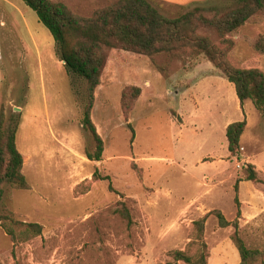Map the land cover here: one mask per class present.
<instances>
[{"label":"rangeland","instance_id":"rangeland-1","mask_svg":"<svg viewBox=\"0 0 264 264\" xmlns=\"http://www.w3.org/2000/svg\"><path fill=\"white\" fill-rule=\"evenodd\" d=\"M54 1L88 18L114 0ZM155 1L168 18L199 7L188 6L197 0ZM233 1L209 0L200 7ZM200 33L220 49L229 46L216 31ZM227 39L234 42L232 64L256 63L264 70L249 46L250 40L264 46V18ZM208 77L225 78L204 55L150 59L110 50L92 111L104 152L100 161H92L88 154L95 145L82 123L84 81L67 72L49 30L23 0H0V115L20 116L16 142L31 186L6 188L4 204L17 220L43 226L42 235L14 245L0 223V264H175V251L200 249L191 245L197 238L195 222L214 210L236 221L235 185L248 176L242 162L229 163L234 175L223 171L206 185L209 176L196 160L180 159L179 150L186 149L179 143L191 131L189 111L201 112L209 98H216L203 83ZM138 87L140 97L126 108L124 93ZM261 133L253 125L245 132L246 154L264 157V127ZM258 139L261 145H255ZM97 171L110 180L95 179ZM238 196L240 235L260 253L255 264H264V180ZM234 233L233 226L221 228L215 216L208 217L204 239L210 263L240 264Z\"/></svg>","mask_w":264,"mask_h":264},{"label":"trees","instance_id":"trees-1","mask_svg":"<svg viewBox=\"0 0 264 264\" xmlns=\"http://www.w3.org/2000/svg\"><path fill=\"white\" fill-rule=\"evenodd\" d=\"M33 10L39 21L49 30L61 62H65L68 73L84 81L85 104L83 127L92 136L95 152L89 153L92 161H100L104 152V141L92 119L96 91L102 84V77L108 64L110 50H123L139 56L155 59L160 56H178L190 52L204 55L207 60L236 87L242 103L251 101L264 115V70L261 64L237 66L229 60L234 42L228 37L238 38L244 27L257 18H264V0H235L223 7H195L187 13L168 18L155 4V0H114L98 9L91 17L76 15L61 2L54 0H23ZM202 30L216 31L220 39L228 43L227 49H220L211 38L201 34ZM249 41L253 52L264 62V46ZM236 43V42H235ZM141 89L132 88L124 93L123 104L130 108L140 97ZM20 116L12 112L6 117L0 115V223L14 245L26 243L42 235L43 226L17 220L12 210L4 204L6 188L30 190L31 186L23 173L24 160L18 149L16 137ZM247 121L231 124L227 128V139L231 158H241V138ZM132 141L135 138L132 130ZM246 181L260 182L256 167L247 164ZM95 179L110 180L95 173ZM239 182L235 185L237 219L230 222L220 210H214L195 222L197 238L191 245L200 247L197 253L175 251V264H209V252L205 243V226L209 216L218 219L221 228L233 226L232 240L240 255V264H255L259 252L248 247L241 237L238 219L241 216ZM124 215L130 221L127 210Z\"/></svg>","mask_w":264,"mask_h":264},{"label":"crops","instance_id":"crops-1","mask_svg":"<svg viewBox=\"0 0 264 264\" xmlns=\"http://www.w3.org/2000/svg\"><path fill=\"white\" fill-rule=\"evenodd\" d=\"M209 0H197L188 6H202L203 3ZM187 6V7H188ZM183 7V6H181ZM204 84L211 88L210 97L214 98L211 101L209 98L208 108H202L201 112L190 110V116L187 115V124H190L191 131H187L184 139H181L180 159L182 162H187L195 159L197 167H200L205 176V184L208 185L213 179H220L221 173L229 172L234 175L229 163L242 162L243 166L251 164L256 167L259 179L264 180V157L262 154H246L245 148L242 147L240 161L236 158H231L229 152V142L227 139V128L234 123L247 121L245 132L250 126H254L255 130L261 133V128L264 127V115L259 113L260 117H255L252 107L246 101L243 105L237 95L236 87L226 78L208 77L204 79ZM216 86V87H215ZM251 102V101H250ZM255 107V106H254ZM193 111V112H192ZM255 119L252 121V119ZM244 132V134H245ZM256 134V131H254ZM241 138V142L243 137ZM262 134V133H261ZM261 139L256 140L255 145H261ZM197 148H196V147ZM261 146H257L260 149ZM194 161V160H193ZM240 174L238 173L237 176ZM212 176V177H211ZM252 183V184H251ZM251 184V185H250ZM247 186V187H246ZM253 186V182L244 181L239 186L242 190ZM209 264H212L209 262Z\"/></svg>","mask_w":264,"mask_h":264},{"label":"water","instance_id":"water-1","mask_svg":"<svg viewBox=\"0 0 264 264\" xmlns=\"http://www.w3.org/2000/svg\"><path fill=\"white\" fill-rule=\"evenodd\" d=\"M64 64H65V62H64ZM19 110V109H18ZM20 111V110H19Z\"/></svg>","mask_w":264,"mask_h":264}]
</instances>
